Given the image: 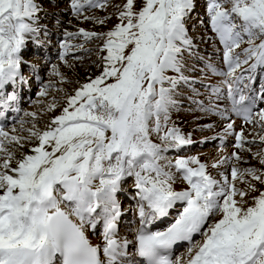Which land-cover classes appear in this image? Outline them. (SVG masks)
<instances>
[{
    "label": "snow or ice",
    "instance_id": "obj_1",
    "mask_svg": "<svg viewBox=\"0 0 264 264\" xmlns=\"http://www.w3.org/2000/svg\"><path fill=\"white\" fill-rule=\"evenodd\" d=\"M105 6L70 0L77 17ZM115 8L119 23L111 30L66 33L102 40L99 74L67 97L47 130H29L36 141L30 152L17 158L0 140V264H264V151L255 153L259 167L232 163L230 174L218 176L196 156L173 162L164 155L192 143L168 123L177 89L190 83L184 72L196 55L189 25L196 0H124ZM204 9L197 23L223 46L226 69L206 67L224 77L232 111L252 123L251 108L239 106L252 98L236 100L241 89L233 85L244 81L236 75L242 65H264V0H204ZM40 11L37 0H0V89L20 75L26 42L40 32ZM84 19L103 25L110 17ZM257 122L264 132V109ZM0 137L24 148L22 137L3 129ZM235 140V148L250 151L242 131ZM232 160L243 157L233 152L211 167ZM127 178L139 217L134 241L118 236L117 194ZM178 181L186 186L177 190ZM101 225L103 243L94 244L89 230ZM185 243L186 253L173 258L174 246Z\"/></svg>",
    "mask_w": 264,
    "mask_h": 264
},
{
    "label": "rangeland",
    "instance_id": "obj_2",
    "mask_svg": "<svg viewBox=\"0 0 264 264\" xmlns=\"http://www.w3.org/2000/svg\"><path fill=\"white\" fill-rule=\"evenodd\" d=\"M98 2L105 3L106 6L104 8H86V10H84L82 14L77 17L70 7V0H37V3L41 8V11L38 13V26L40 28V32L37 35L35 41L44 43L46 46L52 42V45L55 48L53 51L55 56L62 54L63 49H65V54L63 59H61L59 56L58 57L60 59L54 58L55 56H52V62L50 64L44 65L45 69L44 72L40 73L39 82H35V79L33 78L31 65L24 66L26 61L34 62L32 63L33 68L40 66V63L39 65L35 64L37 61V56H22L20 75L16 77L14 83L10 82V90L8 89L5 91L3 88V91L0 92V107L5 101H7L11 108H14L15 105H18L22 102V105L20 108H18V111L14 116V123L4 130L8 133L9 137L18 136L24 138L21 140V143L24 145L23 149H21L19 145L14 147V152L16 153L17 158H19V156L23 153L30 152L31 149L28 145L31 143L34 144L35 142V139L30 137L29 130H39L41 132L47 130V127L54 116L59 115L62 111V108L66 106L67 97L73 95L75 90L79 88L80 85L87 82L89 78H94L95 75H98L101 71V68L97 66V63L99 62V57L106 54L99 51L100 47H102V40L93 39L92 41H86L82 35H77L74 37H68L66 35L68 32L78 33L80 28H84L86 31L107 32L111 30L116 23H119L118 13L116 11L115 5L122 4L124 0H98ZM204 11V0H196V9L192 14V19L189 21V25L190 34L194 38V43L197 46V49L195 48L196 55H193L188 59L185 69V73H187L185 75L189 77L190 83L181 84V86L177 89L175 98L177 99L178 103L177 106L170 111L171 120L169 121L168 126L172 127L174 125L180 130V132L182 129L179 127L181 118L190 119L193 118L192 116H195L196 118H202L204 120L210 119L209 115L212 116L215 114L212 109H218V107L213 104V100H215L218 96L227 97L228 92L227 88L221 89L220 92L216 89L219 87L218 83L219 85H223V88L227 87V85H225L223 82H214L213 76L210 75L209 69L206 67V65L209 63L216 64L215 66H218L216 62L218 58H220L218 63L223 66V46L220 45L218 40L213 37V34L211 33L210 29L207 28L206 24L205 26H200L197 23L198 17L201 19L205 18ZM85 16L96 17L99 19L110 17V19L107 21V23L101 25L93 19L85 20ZM193 24H196L194 29L191 28V25ZM49 31L51 34L47 35ZM43 33L45 35H43ZM57 33L59 34L58 41L56 39L58 38ZM62 45H67V48L62 47ZM79 45H83V48L79 47ZM217 49L220 51H217ZM199 57H204L205 59L201 60ZM252 63H254V61H249V64L242 65V67L237 70L236 75L244 76L246 74H250V72L253 70L250 68ZM53 66H55V69ZM245 69L248 70L245 71ZM54 70L58 71L60 75H54ZM263 71L264 70H262V68L259 70L260 76H258V80L256 82L257 88H261V86L264 85ZM21 77H23V79H21ZM210 77L211 79H209ZM35 83L38 84V86L36 87L34 93L31 90L30 94L24 93V91L26 92L27 89L33 88ZM16 88H18V90ZM20 91H22V94ZM42 91L45 93V95H41ZM9 96H14L15 98L9 100ZM199 98L202 99L207 108L204 105L197 103ZM53 104H55L56 107L50 111L49 106ZM209 111H212V113ZM26 113H34L35 115H26ZM256 116L254 117L252 123H247L248 125L243 126L246 129V131L243 132L245 138L244 147L245 149H250V151L236 148L238 154L243 157L242 162H236L232 160L226 163L227 166L225 164V166L221 165L219 170L212 168L211 166L214 163L223 159L220 158L222 153H228L227 156H230L231 150L233 148L235 150L236 140L235 134L233 133L236 132L229 130L227 131L228 133H233L228 135L225 134L226 130L223 126L226 124H223L221 128H224V132L222 129H220L219 132L216 133L217 135L214 133L211 134L214 136L216 135L214 140L211 143L204 145L199 142L200 139L205 137L207 133H212V131L209 130V128L202 126L203 123L200 124L194 120H188L186 126L191 129L192 134L195 136V143H193L190 147H183L179 152H175L174 149H169L164 153V155L173 162L177 158L196 156L202 163L208 165V170L213 176H218V171L222 170V172L230 174V165L232 163H240L242 168L250 166L259 167L258 158L255 156V153L264 151V143H261L259 140V135H264V132H262L260 125L258 126ZM228 121V123H233L232 117L229 118ZM253 129L256 130V132L252 131ZM250 133L251 135H256L254 139L256 141L255 143H247V140L249 141ZM160 135H163V132H161ZM222 135L225 136L224 139H226V141L225 144L218 147L217 145L220 142L219 138ZM153 138L155 139V134H153ZM0 140H4L5 144L8 147H11L12 144H8L4 137L0 138ZM223 148L224 150H221ZM204 152L207 153L202 154ZM203 155L205 158H202ZM211 158L213 161L210 164L212 160ZM178 184L182 183L178 181ZM132 185V178H127L122 184L123 198H120V203L122 202V210L130 208L131 206V210L128 211L129 216L126 219L130 218L129 223L131 224V229L129 231V235L134 238V229H136V224L134 222L137 218V211L136 200L132 199L134 196V189L132 188ZM182 185L185 186L184 184ZM123 231H125V229ZM97 236H100V232H98ZM186 250L187 247L183 248L177 254V257L184 255ZM129 253L131 254V251H129Z\"/></svg>",
    "mask_w": 264,
    "mask_h": 264
},
{
    "label": "bare ground",
    "instance_id": "obj_3",
    "mask_svg": "<svg viewBox=\"0 0 264 264\" xmlns=\"http://www.w3.org/2000/svg\"><path fill=\"white\" fill-rule=\"evenodd\" d=\"M70 9V8H69ZM75 19H77V18H75ZM44 32V31H43ZM50 35L51 34V32L49 31L48 33H47V35ZM43 35H45L44 33H43ZM46 35V36H47ZM57 35H58V38H56L57 39V41L59 40V34L57 33ZM57 41H56V43H57ZM197 47V46H196ZM54 46L52 45V42L51 43H49V45H45L44 43H40V42H38V41H33V40H29V41H27L26 42V47H25V49H23V57H30V56H32V55H34V56H37V61L35 62V64L36 65H39V63H40V66L38 67V71H37V73H34V77L35 78H39V73L40 72H43L44 71V68H45V66L44 65H46V64H48L49 62H51L52 60H53V58H52V56H55L54 55ZM197 49V48H196ZM46 50V51H45ZM40 51V52H39ZM62 51V50H61ZM217 53V52H216ZM62 54H65V49H63V53ZM59 57H61V54H59L58 55ZM64 56V55H63ZM217 59V58H216ZM45 60V61H44ZM219 60H220V58H218L217 59V61L216 62H219ZM39 61H41V62H39ZM32 63H34V62H25V64H24V66H28V65H32ZM38 63V64H37ZM214 63V62H213ZM206 64V63H205ZM216 65V64H215ZM217 65H221V64H217ZM224 66V65H223ZM264 65H258L257 66V68H255V69H253L252 70V74H251V76H250V78L251 79H248V82L246 83V85L243 87V90L240 88V87H238L239 89H241V91H239L238 92V95H239V97H240V95H244L243 93H240V92H244V91H247L248 92V97H251L252 99H251V101L252 102H254L258 107H259V109H261L262 108V99H263V95H264V89H262V87L261 88H257L256 87V82H257V80H258V76H260L259 75V68L261 67H263ZM218 66H216V68H217ZM30 68V67H29ZM34 70H35V68H32V72H34ZM209 72H210V75L211 76H213V78H214V82H223V78L224 77H221V76H217V75H215V74H213V72L212 71H210L209 70ZM184 74H187V73H185L184 72ZM257 74V75H256ZM238 76V75H237ZM209 79H211V77L209 78ZM238 85H240V83L238 84ZM218 86H220L221 87V89H226L227 87H224L223 88V85H219V83H218ZM236 88H237V86H236ZM35 89H36V86H34L33 88H32V92H35ZM196 90V89H195ZM215 94V93H214ZM218 96V95H217ZM245 96V95H244ZM236 99V98H235ZM200 100V101H199ZM236 100H239V99H236ZM198 103H202V99L201 98H199L198 99V101H197ZM229 102H230V105H232V100L229 98ZM225 103H228V101L227 100H224V99H222V98H220L219 97V99H217V97H216V99L215 100H213V104L215 105V106H217L218 107V109H216V108H213L212 110H213V112L215 113L214 115H209L210 116V119H202V118H196L195 116H192L193 118H190V119H187V118H181L180 119V124H179V127H180V129H181V133L183 134V135H185L186 137L188 136V137H190V139L192 140V143L191 144H189V145H186V146H184V147H190L193 143H195V140H194V138H195V136L192 134V132H191V129L188 127V126H186V123L188 122V120L190 121V120H194V121H197L198 123H200V124H202V126H204V127H206V128H209V130H211L212 131V133H207L206 135H205V137H203V138H201L200 139V143H202V144H205V145H207V144H209V143H211L213 140H214V138H215V136L217 135L216 133H218L219 132V130L220 129H222L221 128V126H223V124H226V125H224L223 127H225V130H226V126H227V123H228V119H229V117H230V115H231V113L229 112V111H227V110H231L232 109V107L231 106H229V107H225V106H227ZM262 109H264V107L262 108ZM261 109V110H262ZM210 112V111H209ZM210 113H212V111L210 112ZM208 115V114H207ZM233 117H234V120L232 119V121H233V130H231V131H234V132H236V133H240L241 131L242 132H244V131H246V129H245V127H243V126H245V125H241L240 123H241V120H240V118L238 119L237 118V115H236V113L235 112H233ZM257 117V116H256ZM1 118V117H0ZM258 124V126L260 125L259 123H257ZM252 125V124H251ZM238 127H239V129H238ZM261 128V127H260ZM224 129V128H223ZM222 129V131L224 132V130ZM256 129V128H255ZM259 129V128H258ZM221 131V132H222ZM249 131V130H248ZM252 131H255L256 132V130H252ZM216 134L215 136L214 135H211V134ZM233 133V132H232ZM232 133H228V132H226L225 134H232ZM233 134H235V133H233ZM224 135V134H223ZM223 135L219 138V139H221L222 137H223ZM250 136H249V141H251V140H254L255 139V134L254 135H251V133L249 134ZM214 136V137H213ZM225 137V136H224ZM223 137V138H224ZM0 138H2V137H0ZM247 138H248V136H247ZM35 139V138H34ZM33 140V139H32ZM223 141H225V139H223L222 140V143H223ZM248 141V140H247ZM36 143V141L34 142V144ZM222 143H221V145H222ZM34 144H29L28 146H29V148L31 149L33 146H35ZM15 146H17V145H15V144H12L11 145V147H9L10 148V150L11 151H13L14 152V147ZM174 150H176V149H174ZM221 150H224V148L223 149H221ZM234 150V148L231 150V154L233 153V152H237L238 153V151H237V149L235 148V150ZM205 153H207V152H204V153H202V154H205ZM202 154H200V155H202ZM228 155V153H222V155L220 156V158H224V157H226ZM201 158V157H200ZM202 158H205L204 157V155L202 156ZM213 158H215V157H213ZM218 158V157H217ZM246 158V157H245ZM212 159V158H211ZM218 160V159H217ZM212 161H213V159L211 160V162H210V164L212 163ZM228 162V161H227ZM226 162V163H227ZM234 162V161H233ZM242 162V161H241ZM225 163V165L227 166V164ZM207 165V164H206ZM224 165V166H225ZM229 166V165H228ZM224 168H226V167H224ZM228 169V168H227ZM223 171V170H222ZM221 171V172H222ZM186 186V185H185ZM185 186H183L182 184H178V182H177V184H176V188H177V190H179L180 188H182V187H185ZM122 192V191H121ZM123 193V192H122ZM121 197V194L120 193H118L117 194V199H118V201H119V203H120V200H119V198L118 197ZM120 205H121V203H120ZM126 211H127V209H125ZM126 211H123L122 210V213H123V217H122V220H121V222H123V219H125V218H127V216H128V213L126 212ZM122 224H124V223H122ZM139 227V219L137 220V227H136V229ZM124 228V227H123ZM123 228H121V230H120V227L118 228V236L119 237H127L129 240H133L134 241V239H135V236H134V238L131 236V235H129V231H130V227L129 226H127L126 228L127 229H125V231H123ZM98 229L99 230H101L102 231V225L101 226H99L98 227ZM97 229V231L95 232V234H92V232H91V230H89V232H90V235H89V238H90V240L94 243V244H101L102 245V243H103V241H102V237L101 236H99V237H97V232L99 231ZM135 230V229H134ZM134 234H135V231H134ZM133 245H130L129 247H132ZM133 248V247H132Z\"/></svg>",
    "mask_w": 264,
    "mask_h": 264
}]
</instances>
